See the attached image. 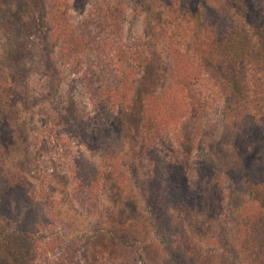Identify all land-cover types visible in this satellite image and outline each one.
<instances>
[{
  "label": "rangeland",
  "instance_id": "374dc122",
  "mask_svg": "<svg viewBox=\"0 0 264 264\" xmlns=\"http://www.w3.org/2000/svg\"><path fill=\"white\" fill-rule=\"evenodd\" d=\"M101 1H67L66 16V8L55 12L63 0H0V264H264V236L243 219L260 209L251 196L220 199L204 172L198 183L183 181L180 189L170 182V195H160L162 184L152 178L158 160L143 158L149 119L159 118L162 105L159 65L122 62L128 84L104 104L85 85L103 65L91 52L100 39L92 25ZM109 1L122 19L127 57H151L166 37L191 58L197 77L205 60V73L224 61L241 72L247 42L263 52L256 58L264 55V0ZM71 38L79 39V53ZM83 117L89 136L77 123ZM186 144L192 149L172 136L160 153L182 175L203 152L199 143ZM173 170L168 166L166 177L182 182Z\"/></svg>",
  "mask_w": 264,
  "mask_h": 264
},
{
  "label": "trees",
  "instance_id": "16d2710c",
  "mask_svg": "<svg viewBox=\"0 0 264 264\" xmlns=\"http://www.w3.org/2000/svg\"><path fill=\"white\" fill-rule=\"evenodd\" d=\"M63 1L62 7L55 12L62 13L66 8L67 16V1L70 2V0ZM95 12L98 15L92 26L99 30L100 39L95 44L92 43L91 52H96L95 57L103 65L93 72L94 80L90 76L86 77L85 85L91 87V90L95 88L93 96H97L98 100L103 99L102 104L109 102L111 95L122 92V89L128 84V78L125 77V65L123 66L122 62L137 60L140 61V64L154 69L159 65V97L156 98H159L162 105L157 113L159 118L149 119L150 123L148 124L151 128L147 130L151 134V144L148 145L147 155H144L143 158L148 159L149 162L151 159L158 160L152 178H156L159 185L162 184L160 190H163L160 195H170L168 191L170 182L174 188L179 187L180 189L186 186L183 185V181L188 185L196 181L198 183L202 180L201 178L205 177L204 172L210 176L208 183L220 193V199L224 200L232 193L240 196L241 200L242 194L251 196V200L260 209L258 208L256 213L251 212L249 217L243 219L250 224L252 233L262 238L264 236V67L262 65L264 55L260 58H256V56L259 57L263 52L259 50L258 54L255 53L247 42L241 53L243 58L241 72L237 70V65L227 64L224 61L213 63L208 74L205 73V66L208 67L209 62L205 60L200 62V68L204 69V73L193 77V71L199 70H196V67L190 63L191 58L187 59L183 53L180 55L181 51L177 50L172 40L166 37L159 38L160 50L158 53L154 52L151 57H143L142 53L127 57L125 53L127 49L124 44L126 36L118 9L109 0H104L97 4ZM52 16L54 17L56 14L51 12ZM61 21L67 26H71V23L67 22V17ZM81 24L85 25L84 21ZM258 26L263 33L264 26ZM262 38H264V33ZM71 42L79 53L78 47L81 45L79 39L71 38ZM240 51L241 48L236 53L239 56ZM81 52L90 55L85 48ZM164 52L168 55L167 63L164 60ZM191 66L194 67L191 68ZM88 69H91V66ZM179 94L186 96V101L182 100L184 96L179 97ZM212 106L217 107L212 110L219 113L217 122L211 118L210 109ZM183 108H186V111ZM81 109L84 111L85 108ZM85 114V117L90 116L86 112ZM85 117L77 119V123L84 135L89 136L87 125L89 122L85 121ZM177 126H180V129L175 133L174 128ZM153 132L156 136L153 135ZM172 136L179 138L185 147L188 146L189 150L192 149L190 145L186 144L189 141L194 143L193 149L199 143V151L203 150L201 155L193 160L195 163L191 165L194 166V175H190L188 168L191 166L188 165L186 167L187 174L182 175L183 171L173 170L171 167L174 165L173 160L165 162L170 156L165 155L163 161L161 160L160 153L163 151L166 154L167 150L164 148L169 147L165 146L166 140L169 141ZM158 138L159 144L157 143ZM116 161L115 159L112 165ZM168 166L182 176V182L175 183L174 179H171L172 177H166L165 169ZM131 168L134 169V167ZM195 174L196 177H194ZM148 176L151 175L148 174ZM98 179L99 175L95 174L94 183ZM225 182H229L231 192L228 189L226 191ZM91 189L90 193L93 194V188ZM257 193L261 196L255 200L254 195ZM183 196L184 194L180 192L178 199L182 200ZM204 201L205 198L202 196V202ZM155 202L160 203L159 198L155 199ZM244 202L248 206L250 200H244ZM246 205L243 206L245 209ZM158 208H160L159 204H153V210ZM247 213H249L248 210ZM164 223L167 224V221L164 220ZM157 232H159V228H157ZM161 237V241L165 243V250L170 252L169 241L165 239L163 233H161Z\"/></svg>",
  "mask_w": 264,
  "mask_h": 264
}]
</instances>
